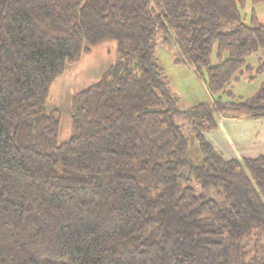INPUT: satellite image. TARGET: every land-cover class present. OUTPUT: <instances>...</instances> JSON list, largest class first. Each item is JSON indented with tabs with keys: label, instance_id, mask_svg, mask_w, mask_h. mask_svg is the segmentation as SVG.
I'll use <instances>...</instances> for the list:
<instances>
[{
	"label": "trees",
	"instance_id": "1",
	"mask_svg": "<svg viewBox=\"0 0 264 264\" xmlns=\"http://www.w3.org/2000/svg\"><path fill=\"white\" fill-rule=\"evenodd\" d=\"M246 1L0 0V264H264V154L226 159L205 136L221 115L264 117V80L245 99L229 88L264 72ZM108 39L117 60L73 95L59 142L50 85ZM160 43L213 103L180 108Z\"/></svg>",
	"mask_w": 264,
	"mask_h": 264
},
{
	"label": "rangeland",
	"instance_id": "2",
	"mask_svg": "<svg viewBox=\"0 0 264 264\" xmlns=\"http://www.w3.org/2000/svg\"><path fill=\"white\" fill-rule=\"evenodd\" d=\"M255 11L260 22L264 23V2L254 3L247 0L242 14L249 21L251 12ZM157 57L163 67L164 75L171 91L178 97L179 106L182 109L197 103H213V96L206 84L205 73L199 72L196 67L188 62L176 63L173 54L163 44L157 45ZM182 58H186L182 56ZM117 60V44L115 40L108 39L96 45H89L80 58L73 64L66 66L65 71L54 79L49 88L47 107L49 110L57 109L60 112V126L58 141L63 142L72 134L71 100L75 93L97 82L102 73ZM248 63L257 67L264 61V50L252 54L247 59ZM218 62L216 48L212 54V63ZM253 81H247L244 77L234 82L229 88L236 99H245L252 96L261 86L264 80V72L256 73ZM223 100L232 97L222 95ZM177 121L183 124L182 130L189 137L188 156L196 164L202 162V154L193 136L189 133L186 118L178 117Z\"/></svg>",
	"mask_w": 264,
	"mask_h": 264
},
{
	"label": "crops",
	"instance_id": "3",
	"mask_svg": "<svg viewBox=\"0 0 264 264\" xmlns=\"http://www.w3.org/2000/svg\"><path fill=\"white\" fill-rule=\"evenodd\" d=\"M205 136L226 159L256 157L264 154V117L221 115L218 128Z\"/></svg>",
	"mask_w": 264,
	"mask_h": 264
}]
</instances>
